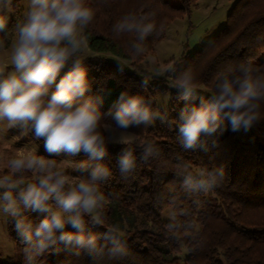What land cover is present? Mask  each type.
<instances>
[{
	"label": "trees",
	"instance_id": "1",
	"mask_svg": "<svg viewBox=\"0 0 264 264\" xmlns=\"http://www.w3.org/2000/svg\"><path fill=\"white\" fill-rule=\"evenodd\" d=\"M86 2L95 16L84 30L88 47L82 58L89 84L85 96L102 100V123L116 127L110 111H115L123 92L142 96L155 112V97L168 94L169 108L160 113L159 122L155 117L150 124L123 129L136 136L134 141L116 144L105 140L107 152L99 162L109 169V175L99 181L104 196L96 209L99 223L85 213L81 230L65 228L95 235L97 248L89 252L75 241L57 240L31 264H264V100L259 102L260 118L248 131H232L225 120L224 131L202 134L191 148L183 146L178 131L180 112L185 108L178 80L186 72L193 76L196 88L206 92L205 102L224 75L232 79L242 74V64L251 65L253 75H264V57L260 58L264 53V0H236L217 35L162 77L141 70L140 65L154 54V44L165 37L169 24L187 16L197 0H180V6L169 0ZM13 3L16 6L18 0ZM125 15L154 27L143 40L136 32L115 31L114 25ZM28 129L45 158L69 160L79 179L89 177L98 161L83 151L48 153L43 138ZM147 146L152 149L148 154ZM125 151L132 153L135 166L122 172L119 159ZM81 163L87 165L83 170L78 168ZM166 209L172 214L170 221L162 219ZM23 215L35 226L47 213L26 210ZM7 230L20 248L27 246L11 217ZM113 241L122 246V252L110 251ZM0 264L14 263L0 258Z\"/></svg>",
	"mask_w": 264,
	"mask_h": 264
},
{
	"label": "clouds",
	"instance_id": "2",
	"mask_svg": "<svg viewBox=\"0 0 264 264\" xmlns=\"http://www.w3.org/2000/svg\"><path fill=\"white\" fill-rule=\"evenodd\" d=\"M94 16L95 10L86 0H29L23 19L15 25L11 70L0 72V122L6 121L8 127L19 124L30 128L36 138H43L48 153L75 155L83 151L98 161L89 177L79 180L65 174L64 163L46 159L34 148L8 162L15 173L31 170L37 174L35 183L13 179L7 172L0 174V212L15 220V229L27 244L22 250L27 264L57 240L75 241L89 252L97 248L95 235L65 231L67 225L83 228L84 214H93L104 200L99 181L109 175V169L99 161L107 152L101 129L110 125L102 123V100L85 96L89 84L82 58L88 47L84 30ZM153 27L133 15H125L114 25L115 31L136 32L141 40ZM4 28L5 20L0 17V30ZM240 71L242 74L232 79L224 75L206 102L181 110L178 131L185 148L197 145L202 134L224 131L221 126L225 120L232 131H248L260 118L264 75H253L251 65L242 64ZM193 80L187 72L178 80L185 101L194 96ZM110 114L119 129L150 124L158 115L142 96L127 92L120 94ZM119 139L125 140L123 136ZM151 151V146L145 148L146 154ZM119 165L122 172L134 168L130 151L120 157ZM86 167L84 163L78 165L81 170ZM26 210L47 215L33 226L23 215ZM92 219L99 223L95 215ZM110 251L116 254L123 248L113 241Z\"/></svg>",
	"mask_w": 264,
	"mask_h": 264
},
{
	"label": "rangeland",
	"instance_id": "3",
	"mask_svg": "<svg viewBox=\"0 0 264 264\" xmlns=\"http://www.w3.org/2000/svg\"><path fill=\"white\" fill-rule=\"evenodd\" d=\"M169 2L175 6L181 5L180 0H169ZM235 2L236 0H197V6L192 8L187 16L176 19L169 24L165 37L154 44V54L148 56L140 65L141 70L162 77L175 64H182L183 57L208 43L226 25L227 15ZM28 6L29 0H18L16 6L13 0H0V17L5 20V28L0 30V72L6 73L11 70L10 58L15 41V25L17 21L23 19ZM91 56L99 57L96 54ZM103 57L106 58L107 56ZM263 57L264 53L260 58ZM119 63L126 66L124 62L120 61ZM205 93L202 88H196L194 96L188 101L182 99L181 104L184 106L196 104L197 101L204 100ZM155 100L158 113L155 121L159 122L160 113H164L169 108V95L159 94ZM104 134L107 143L125 144L136 139L134 134L111 125L104 129ZM121 136L125 138L124 142L120 141ZM33 148L36 149L38 155H42L28 128L19 124L8 127L6 121L0 122V174L7 172L12 177H19L20 175L21 178L24 177L25 183L30 179L37 180V174L31 170L15 173L8 168V162L13 157L27 154ZM55 161L57 164L64 163L65 174L74 180H79L76 167L71 161ZM29 177L31 178L29 179ZM50 203L53 202L50 201ZM90 215L97 216V211L95 210ZM8 218L7 213L0 212V258L14 264L27 263L22 251L23 248L16 244L7 230ZM162 219L165 221L172 219L170 209L163 212Z\"/></svg>",
	"mask_w": 264,
	"mask_h": 264
}]
</instances>
